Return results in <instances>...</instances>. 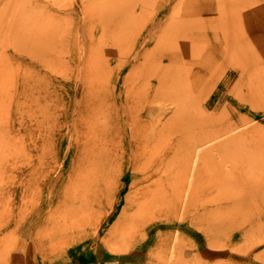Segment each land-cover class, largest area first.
Masks as SVG:
<instances>
[{"label": "rangeland", "instance_id": "1", "mask_svg": "<svg viewBox=\"0 0 264 264\" xmlns=\"http://www.w3.org/2000/svg\"><path fill=\"white\" fill-rule=\"evenodd\" d=\"M239 52L264 55V0H0V264H264V93L255 104L231 70ZM169 75L214 135L233 128L200 147L177 214L195 124L166 84L150 106L136 97Z\"/></svg>", "mask_w": 264, "mask_h": 264}, {"label": "bare ground", "instance_id": "2", "mask_svg": "<svg viewBox=\"0 0 264 264\" xmlns=\"http://www.w3.org/2000/svg\"><path fill=\"white\" fill-rule=\"evenodd\" d=\"M143 15V14H142ZM143 17H144V15H143ZM135 22V21H134ZM213 33H215V32H213ZM61 38V37H60ZM62 39V38H61ZM250 44H252V43H250ZM262 44V43H261ZM260 44V45H261ZM253 46V45H252ZM253 49H255V48H252V51H253ZM252 51H251V53H252ZM257 51V50H256ZM255 52V51H254ZM252 56L253 55H251V57H250V53H243V54H241L240 52L236 55V59L234 60V63L231 65V70H232V68L234 69V70H236L238 73H239V78H237L239 81L243 78L244 79V77H246V85H245V88H246V91H247V94L250 96V97H252V99H254L255 100V102H256V100H258V99H260V100H263L262 99V94L264 93V55L263 56H261V57H258L257 58V60L256 59H254V58H252ZM231 57V56H230ZM256 58V57H255ZM256 60V61H254V60ZM227 60V59H226ZM230 61V60H229ZM219 63V62H218ZM217 63V64H218ZM221 63L222 62H220V66H222V67H224L223 65H221ZM227 64L228 63H226V67H227ZM212 65V64H211ZM261 65V66H260ZM209 66V65H208ZM215 66V65H214ZM216 67V66H215ZM222 67H220V70H221V68ZM188 69H190V67H187ZM186 68V69H187ZM193 68V67H192ZM219 68V67H218ZM217 68V69H218ZM229 68V67H228ZM186 69H183L182 71L184 72V71H186ZM187 69V70H188ZM209 69V68H208ZM215 69V68H214ZM222 69H224L225 70V68H222ZM251 70V71H248V70ZM176 70H178V69H176ZM175 70V74H173L174 76L175 75H177L178 77H179V75H180V72H178V71H176ZM211 70V69H210ZM219 70V71H220ZM214 71V70H213ZM222 71V70H221ZM174 72V71H173ZM178 72V73H177ZM187 72H190V71H187ZM186 72V73H187ZM206 72V71H205ZM212 72V71H211ZM226 72V71H225ZM224 72V73H225ZM245 72V74H243ZM248 72V73H247ZM253 72V73H252ZM191 73V72H190ZM247 73V74H246ZM211 74V73H210ZM212 74H213V72H212ZM221 75L223 74L222 72L220 73ZM187 75V74H186ZM186 75H184L185 77H187ZM213 75H211L210 77H212ZM216 76V75H215ZM214 76V77H215ZM223 76V75H222ZM178 77L177 78H175L174 77V80H173V78H172V75L170 76H168L167 77V79H164L163 81H161V80H159L158 81V86H157V88L155 89V91L154 90H152V87H150V88H148V89H146V90H144V91H140L139 93H137L135 90H134V87L133 86H131V85H133L134 83L133 82H135L133 79V82H132V84L130 85V87H132V89L131 90H133V91H135V95H136V93H137V96L136 97H138V99H139V97H140V99H141V97H144V98H142L144 101H145V99L147 100L146 102H150V103H152L153 102V100L154 99H156V98H161L159 95H158V93L160 94V93H162L163 92V90H164V88L165 87H163L160 91H159V89H160V87L162 86V84H166L165 86H167V88H168V91H170V90H172L171 91V94H172V98L171 97H169V93H167V95H168V101H169V99H171L170 101H171V104L172 103H176L177 101L179 102V100H180V98H183V99H185L184 100V104L183 103H181V106H180V104H179V109L178 110H181V112H188V115H186V119H185V121H186V123H189V124H191V125H189V126H187V128L189 129V128H191L192 127V125H193V123L195 124V128L193 129V133H194V137H193V140L191 141V144H190V146H191V150H189L188 151V153H187V158H186V160H188L189 159V161H187V167H189L190 168V170H189V168H187V170L189 171V172H182L181 174H182V176H183V178H184V180H183V182H184V184H182V185H180V181H179V179H180V176H179V174H178V176H176L175 178H174V180H173V183H170V189H169V192H170V196H171V199H174L175 198V201H176V204H177V206L175 207L174 206V204H173V212L175 213V214H177L178 213V211H179V208L181 209L182 207L184 208L185 207V204H186V201H187V204H186V208H188L189 207V204H190V201L192 200V198H191V194H192V192L191 191H189V189H190V186H194L195 187V178L197 177V175H195L194 176V174H192L191 173V171L193 170L192 168H193V165L194 164H196L197 163V159H198V157L200 156V159H206V150H205V152H201L200 154H199V150H200V147L201 146H204V144H207V143H209V142H211L212 140H215L216 138H218V137H221V136H224L225 134H228V132L229 131H231L233 128H223L225 131H223V129L221 130V132H219V134L218 133H216L215 135L213 134V130H212V124H210L211 122V117H209L210 119H208L207 120V118L206 117H204L203 115H202V113L200 112V111H202V110H195V109H199L198 108V106H199V104H197L195 101V103L198 105H196V107H195V105H194V102H193V100L194 99H192L193 97V95L192 94H190L189 95V93L187 94L186 93V90H188L189 92H190V88L188 87V85L186 84H184V82H183V86H187L188 88H184L183 89V87L181 88L180 87V91L178 92V90H177V86L178 85H180V86H182L181 84H176V87H175V82L177 81V83H179V79H178ZM218 77H219V75H218ZM181 78H183V75L181 76ZM220 78V77H219ZM219 78H217V79H215V80H219ZM177 79V80H176ZM236 79V80H237ZM242 79V80H243ZM176 80V81H175ZM128 81V80H127ZM173 83V85L172 86H174V88H176V90L177 91H175V89L173 88L172 89V87L171 88H169V86H171V84ZM207 83H208V81H207ZM200 85V84H199ZM213 85H214V83H213ZM190 86V85H189ZM204 86H206V85H204ZM203 85H202V88H203V90H204V88H206V87H204ZM210 85H207V87H209ZM243 86V85H242ZM179 87V86H178ZM213 87V86H212ZM202 88H200L199 90H201ZM211 87H209V90H211L210 89ZM240 88V87H239ZM179 89V88H178ZM243 89V88H242ZM130 90V91H131ZM166 90V89H165ZM164 90V91H165ZM198 90V91H199ZM199 91L200 93L201 92H204V91ZM208 90V91H209ZM232 90H234V88L232 89ZM235 90H237L238 91V89H235ZM234 90V91H235ZM130 91H128V92H126V95H130V94H128V93H130ZM187 91V92H188ZM206 91V90H205ZM207 91V92H208ZM212 91V90H211ZM210 91V92H211ZM230 91V90H229ZM237 91H236V93H237ZM241 91V90H240ZM209 92V93H210ZM232 91H230V93H231ZM132 93V92H131ZM140 93L142 94V96H138V94L140 95ZM182 93V94H181ZM187 95H186V94ZM192 93V92H191ZM208 93V94H209ZM202 94H204V93H202ZM240 94V93H239ZM126 95H124V96H126ZM132 95H134V94H132ZM196 95H199L200 96V94H196ZM205 95H207V93H205ZM205 95H203V97L205 96ZM233 95H235V93L233 94ZM242 95V94H241ZM241 95H237L236 96V99H237V97H241ZM244 95H245V93H244ZM190 96L192 97V98H190ZM199 96H197L198 97V99H199ZM209 96V95H208ZM207 96V97H208ZM243 96V95H242ZM259 96H261V98L259 97ZM127 98L129 97V96H126ZM125 97V98H126ZM130 97H131V99H132V96L130 95ZM134 97V96H133ZM197 97H196V100H197V102L199 101V103H200V99L198 100L197 99ZM206 97V96H205ZM204 97V98H205ZM207 97H206V99H207ZM125 98H124V100H125ZM126 98V99H127ZM148 98H150L151 99V101L150 100H148ZM166 98H167V96H166ZM175 98V99H174ZM194 98H195V96H194ZM201 98H202V96H201ZM238 98V100H240ZM242 98H244V97H242ZM242 98H241V100H242ZM257 98V99H256ZM264 98V97H263ZM129 99V98H128ZM130 99V100H131ZM136 99V98H135ZM203 99V98H202ZM133 100H134V98H133ZM137 100V99H136ZM135 100V101H136ZM174 100H176V102L174 101ZM240 100V101H241ZM253 100V101H254ZM126 101V100H125ZM134 101V102H135ZM141 101V100H140ZM182 101V100H181ZM127 102V101H126ZM133 102V103H134ZM137 102V101H136ZM138 102H139V100H138ZM148 102V104H149V106H150V103ZM242 102V101H241ZM245 101H243V103H244ZM248 102V101H247ZM250 102H251V100H250ZM262 102V101H261ZM202 103H203V100H202ZM259 103V102H258ZM262 103H264V100H263V102ZM245 104V103H244ZM255 104H257V102L255 103ZM176 105H178L177 103H176ZM187 105V106H186ZM250 105V104H249ZM184 106L185 107H188V109L189 110H187V108H186V110L184 109ZM194 106V107H193ZM225 106V105H224ZM250 106H252V103H251V105ZM258 106V105H257ZM264 106V105H263ZM127 107H129V105H127ZM174 107V106H173ZM192 107V108H191ZM252 107H254V105L252 106ZM125 108H126V106H125ZM130 108H131V106H130ZM193 108H195L194 110H193ZM184 109V110H183ZM225 109V108H224ZM251 109V108H250ZM253 109V108H252ZM261 109V108H260ZM262 109H264V107H262ZM142 110V109H141ZM141 110L140 111H138V112H141ZM149 110H151V109H149ZM190 110H193L192 112L190 111ZM109 113L107 112V114L108 115H112V118L113 117H115V115H118V114H116V112H118V110L116 111V109H114L113 107H111L109 110ZM130 111H136V109L135 110H130ZM190 111V112H189ZM194 111L196 112V113H194ZM226 111V110H225ZM121 112H123V111H121ZM131 112V113H132ZM153 112V111H152ZM151 111H147V114H150V113H152ZM174 112V111H173ZM181 112H177V114L179 113H181ZM254 112V111H253ZM124 113V112H123ZM189 113H190V115H189ZM128 114V113H127ZM133 114H135V113H133ZM137 114V113H136ZM140 114V113H139ZM176 114V115H177ZM187 114V113H186ZM174 115V114H173ZM121 116V115H120ZM123 116V115H122ZM134 116V115H133ZM137 116V115H136ZM136 116H134V117H136ZM183 116V115H182ZM182 116H180V118H183ZM108 117V116H107ZM116 117H118V116H116ZM131 117V116H130ZM244 118H245V116H243ZM125 118V117H124ZM172 118H173V116H172ZM109 119V118H108ZM123 119V118H122ZM127 119V118H126ZM176 119V118H175ZM220 119V118H219ZM227 119V118H226ZM225 119V120H226ZM114 120H117V119H114ZM113 120V121H114ZM119 120V119H118ZM118 120H117V122H118ZM171 120V119H170ZM216 119L214 118V120L213 121H215ZM222 120H224L223 118H222ZM107 121V120H106ZM110 121V120H109ZM112 121V120H111ZM110 121V122H111ZM122 121V120H121ZM131 121H133V123H132V125H133V128L135 129V133L136 132H138V136H139V133L141 134L142 132H144L143 130H145L146 129V126L144 125V124H142L141 123V119H135V118H133ZM174 121V120H173ZM172 121V122H173ZM221 121V120H220ZM109 122V123H110ZM114 122H116V121H114ZM210 122V123H209ZM231 122V121H230ZM174 123V122H173ZM221 123V122H220ZM140 124H142V125H140ZM211 126H210V125ZM229 124V123H228ZM103 125H105V124H103ZM108 125H110L109 127L107 126L106 128H105V126H104V128H105V131H106V138L104 139V140H102L101 142L103 143V146H107V145H109L110 146V143H112L113 142V140H112V135H114V134H116L117 135V132L118 133H120L119 132V128H120V125H119V123H113L112 124V122L110 123V124H108ZM123 125V124H122ZM126 125V124H125ZM124 125V126H125ZM129 125V124H128ZM171 125H172V123H171ZM226 125V124H225ZM224 125V126H225ZM165 126H166V124H165ZM164 126V127H165ZM213 126H215L216 127V124L215 125H213ZM227 126V125H226ZM229 126H231V125H229ZM131 127V126H130ZM260 127V126H259ZM259 127H255V130L257 131V128H258V131H260V132H263V130L264 129H262V131L261 130H259ZM102 128V127H101ZM166 128H168V124H167V127ZM217 128V127H216ZM262 127H260V129H261ZM103 129V128H102ZM101 129V130H102ZM121 130V129H120ZM104 130L103 131H101L100 132V134H103V132H105ZM215 131V130H214ZM217 131V130H216ZM233 131V130H232ZM131 132V131H130ZM247 132V131H246ZM249 132V131H248ZM247 132V133H248ZM254 132V131H253ZM133 133V132H132ZM131 133V134H132ZM135 133L133 134L134 136H135ZM246 133V134H247ZM250 133V132H249ZM264 133V132H263ZM217 134H218V137H217ZM254 134V133H253ZM119 135V134H118ZM117 135V136H118ZM133 135H132V137H133ZM255 135V134H254ZM259 135H264V134H259ZM258 135V136H259ZM137 136V135H136ZM249 136V135H248ZM247 135H246V137H248ZM115 137V136H114ZM114 137H113V139H114ZM140 137V136H139ZM237 137V136H236ZM245 137V136H244ZM116 138V137H115ZM119 138H121V137H119ZM235 137H231V139L230 138H226V139H230V140H228V143H227V141H226V143H224V145H226L227 146V148H228V146L229 147H232V146H234L233 145V142H235ZM132 139V138H131ZM136 139H139L138 137L136 138ZM225 139V140H226ZM236 139H239V138H236ZM116 140V139H115ZM118 140V139H117ZM225 140H222V141H225ZM221 141V142H222ZM116 142V141H115ZM221 142H216V143H221ZM101 143V144H102ZM213 143H214V141L212 142V143H209V144H211V145H213ZM236 144H237V142H235ZM114 144V143H113ZM112 144V145H113ZM228 144H230V145H228ZM231 144H232V146H231ZM94 145H95V142H93V148H94ZM117 145V144H116ZM120 145V144H119ZM208 145V144H207ZM206 145V146H207ZM216 144H214V146H215ZM223 145V146H224ZM209 147H210V145H208ZM219 147V148H221L220 146H222V145H216L215 146V148L216 147ZM222 146V147H223ZM225 146V147H226ZM120 146H118V148H119ZM208 147V148H209ZM213 146H211V148H212ZM120 149V148H119ZM198 149V150H197ZM213 149V148H212ZM218 149V148H217ZM123 150V149H122ZM195 150H197V151H195ZM88 151V150H87ZM202 151V150H201ZM212 151V150H211ZM210 151V152H211ZM89 152V151H88ZM123 155V154H122ZM95 156H97V152H94V150L91 152V157H92V161L94 162V158H95ZM98 157V156H97ZM123 157V156H122ZM210 157V156H209ZM207 158V160L208 159H210V158ZM96 159V158H95ZM227 161H229V160H227ZM97 163V162H96ZM230 164H233L232 162H230ZM211 170H214V172H215V169L213 168V169H211ZM221 170V169H220ZM220 172V171H219ZM144 173H146V171L144 170ZM216 173H218V172H216ZM217 176H219V173L217 174ZM220 176H221V178H223V179H228V178H230V179H233L235 176H233V173L230 171V172H228L227 173V171H225V173H224V171H223V173H221L220 174ZM76 180L78 181V182H83V179H81L80 177H78V176H76L75 177V179H74V183H73V187H74V185L77 187L78 186V184H77V182H76ZM178 185H180V187L178 186ZM195 189V188H194ZM189 193V194H188ZM188 195H191L190 196V199H189V196ZM187 199V200H186ZM139 200V199H138ZM186 200V201H185ZM181 204H183L184 206H181ZM181 206V207H180ZM176 208H177V210H176ZM142 209L141 208H139V207H137L136 208V210H135V212L134 213H137V212H140ZM183 210V212H184V209H182ZM231 209H229V208H227L226 206H223L222 204H218V203H216L215 204V208H213L212 209V211H214V213L213 214H216V215H218V214H223V213H225V212H228V211H230ZM240 211V210H239ZM182 212V213H183ZM170 214H172V213H170ZM169 214V215H170ZM180 215V214H179ZM172 216V215H171ZM1 241V240H0Z\"/></svg>", "mask_w": 264, "mask_h": 264}, {"label": "crops", "instance_id": "3", "mask_svg": "<svg viewBox=\"0 0 264 264\" xmlns=\"http://www.w3.org/2000/svg\"><path fill=\"white\" fill-rule=\"evenodd\" d=\"M94 263L92 264H98V263H95L97 261H93ZM112 261L110 259V257H107L106 259L102 260V264H110ZM117 263H119V260H116ZM76 264H87V263H84L83 260L81 259H77L76 260Z\"/></svg>", "mask_w": 264, "mask_h": 264}]
</instances>
